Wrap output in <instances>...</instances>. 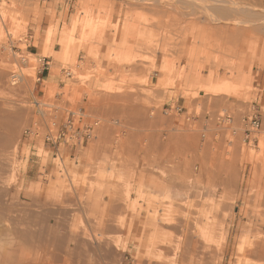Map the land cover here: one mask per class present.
I'll return each mask as SVG.
<instances>
[{"label": "rangeland", "instance_id": "obj_1", "mask_svg": "<svg viewBox=\"0 0 264 264\" xmlns=\"http://www.w3.org/2000/svg\"><path fill=\"white\" fill-rule=\"evenodd\" d=\"M224 1L228 10L219 13L215 5L222 0H0V69L8 83L11 74L21 70L26 86L22 96H0V104L5 108L22 104L27 109L11 151L0 152V167L11 166L10 181L6 179L11 192L6 198L12 200L20 190L23 204L41 205L45 193L56 192V206L74 180L84 191L83 230L88 233L86 254L91 264H145L144 243L150 234L135 230L148 216L151 228L159 214L153 208L157 200L166 204L160 214L168 212L171 202L182 206V221L187 224L182 227V257L165 254L164 264H264L251 258L259 252L264 256V0ZM37 48L38 55L52 59L54 80L36 81ZM212 70L215 76L210 80ZM94 77L110 93L135 91L136 84L151 86L142 90L144 102L158 107L171 102L182 111L169 112L168 135L133 133L127 125L94 115L84 102L86 97L90 102L100 99L89 85ZM217 101L218 109L213 106ZM230 104H237L236 110ZM253 106L262 124L245 142L243 118ZM77 109L85 111L87 122L99 121L94 135L78 145L62 142L57 151L45 137L57 132L65 116ZM103 126L110 127L109 132ZM29 127L36 129L30 138L24 133ZM74 171L81 172L75 177ZM232 171L236 178L230 183L227 176ZM174 179H181L185 189H176ZM109 186L123 190L124 196L130 194L128 202L121 198L125 202L117 215L113 212L115 218L109 215ZM164 186L167 197L162 196ZM109 216L118 220L120 232L100 235L99 221ZM75 217L72 228L78 227ZM61 218L59 214L53 226ZM190 232L197 237L190 246L194 240L201 246H196L198 254L185 256ZM171 235L174 241L180 239L179 233ZM9 237L7 223L0 224L4 250ZM106 239L111 241L108 249L115 252L112 257L106 255ZM67 247L66 259L71 260L74 242ZM31 253L26 264L35 263Z\"/></svg>", "mask_w": 264, "mask_h": 264}, {"label": "bare ground", "instance_id": "obj_2", "mask_svg": "<svg viewBox=\"0 0 264 264\" xmlns=\"http://www.w3.org/2000/svg\"><path fill=\"white\" fill-rule=\"evenodd\" d=\"M218 3H217V5H215V11H217L219 13H224L225 11L228 10L227 7L225 8V4H223V3H226L224 0H222V2H218ZM232 5H234V4H232ZM231 7H228V8H231ZM221 15H223V14H221ZM223 16H228V15L224 14ZM260 21H262V20H260ZM36 55H38V54H36ZM38 56H41V55H38ZM35 57H37V56H35ZM43 57H45V56H43ZM51 62H52V60H51ZM6 63H8V62H6ZM0 68H2V67H0ZM4 71L5 70L0 69V96L5 98L6 96L9 97L11 95L20 96L21 94L25 93L26 92V91H24L25 82H23L25 79L24 75H22V77H18L12 73L11 74V81H10V83H8L6 80V74ZM69 71H70V73H72L71 69H69L68 72ZM48 72H50V70L43 74L42 79H44V75L47 74ZM212 72H213V70H212ZM68 76H71V75H68ZM209 76H210V80H213V77L215 76L214 72H213V74L210 73ZM14 86H16V87H14ZM23 96H25V95H23ZM9 107H11V105H9ZM26 110H25V106L22 104H14V106L12 108H5V107H3V104H0V152H10L11 151L14 139L17 140V138H18L17 136L20 132L19 131L20 126L22 125L24 120H27L26 119L27 118ZM81 110L83 112H85L83 109H77L75 111L69 112L68 115L65 116L63 123H62L61 127L59 128V130L57 132L50 131L46 135V137H45L46 141L50 142L55 147V149L57 151H59V148H60V147L58 148L57 146H60L62 142H67L70 144H74L76 142L77 145L82 144L85 136L82 135V133H81L79 135V137L77 138V140L72 139L71 138V127H70V123H69V118H70V115L72 113H74L77 117H82L83 118V122H82L83 124L88 123L85 114H82ZM119 113H120V111H119ZM187 116H188V114H187ZM187 116H186V120H187ZM237 117H238V115H237ZM98 123H99V121H98ZM78 124H81V122H78ZM243 124H244V122H243ZM103 125H105V124H103ZM106 126H107V124H106ZM106 126H103L102 129L104 132L107 133V132H109L110 127L108 128ZM244 128H245V125H244ZM24 133L26 134V137L30 138L33 134L36 133V129L33 127H29V128L24 130ZM103 134H105V133H103ZM15 137H17V138H15ZM152 138H153V136H152ZM133 139H134V137L130 136V138L128 139V142L132 143ZM155 140H156V138H155ZM182 140H183V138H182ZM244 140L246 142L245 138H244ZM194 143H195V141H194ZM155 144H157V143H155ZM158 145H159V143L157 144V146ZM13 147H14V145H13ZM142 150H143V148H142ZM205 156H207V155H205ZM203 164H205V163H203ZM10 167L11 166L8 164L2 165V167H0V224L7 223V228L9 229L10 236H11V237H9L10 239L6 238L8 240L7 245H9V248H8L9 250L6 248L4 250V247H6V244H4V242L0 243L1 244L0 247H3L5 245L3 247V249L0 248V264H26V261L28 259L27 255L29 253H31V250H32L33 256L30 255V257L31 258L33 257V261L35 262L34 264H91L88 260V256H87L88 253L86 254V251H87L86 249H89L87 247V245L90 244L89 241L87 244L88 233H85L83 230L85 221H84L82 214L86 210V202L84 200V191H83L82 187L80 185L76 184L75 181L73 180L71 183V186L68 185L69 187L67 186V189H65L61 193L59 204L56 206L54 203V197L56 195V192H54V194H52L51 196H50V194L45 193L47 195L46 196L47 198L41 205H37L36 202H34L31 205L23 204L22 203V197H21L22 192L20 190H18V193L16 194L15 198H13L11 200L12 197H9V200H8L6 198V196H8L9 193L11 192V187L7 186V182H8V180L10 181V177H11L10 174L8 176V173H11ZM232 172H230V173H232V175L229 174L230 176H227L230 183L232 182V180H235V178H236L235 177L236 171H232ZM77 173H75V177L77 176ZM237 174H239V173H237ZM237 174H236V176H237ZM118 177L120 179V176H118ZM121 177H123V176H121ZM125 177L127 180L128 175ZM7 178H8V180L6 181ZM142 181H143V179H142ZM172 182H173V186L176 187V189H185L184 188L185 185L184 186L182 185L183 182L181 179L180 180L174 179ZM227 186H228V183H227ZM229 186H228V188H229ZM114 188H115V186H114ZM189 188H190V186H189ZM120 190H122V189H120ZM114 191L112 189V186H109V190L106 193L107 204L112 206V207H110V209H111L110 213L111 214L109 213V215H111L112 218L114 217V214L117 215L119 213L120 210H117V209L120 208V205L122 204L121 202L124 201L122 199L126 198L125 200H127V202H128L129 198H130V194H127L124 196L123 190L121 192H119V189H118V192H117V190H114ZM37 192L39 195V193L41 192L39 188L37 189L36 193ZM168 195L169 194L167 192V189H165V186H164V189L162 191V196L167 197ZM41 196L44 197L43 194ZM178 196H181V195H178ZM245 197H246V195H245ZM180 199L183 200L182 198H180ZM179 200H177V201H179ZM154 203H155V205L153 208H156L157 212H159V214L156 213V216L153 220V224H152L151 228H147V222L149 220V218H148L149 216H148L145 221H143V222L141 221V225L136 226L135 231L137 232V234H139L141 231L140 234L143 236L146 235L147 233L150 234L149 240H147V242L144 243L148 247L147 253L145 255V264H164L161 260V257L165 254H172L174 252L177 256L179 255L180 257H182V227H183V229H185V227H187V224L185 221L184 222L182 221V206L175 203V205L176 204L178 205V206L176 205L177 206L176 207L175 205H173V202H171L170 207L168 209V212L160 214V211L162 210V208H164L166 206L165 202L163 200H157V201H154ZM112 208H115L116 213H115V210L113 211ZM26 210H27V212L30 211V213H27ZM108 210H109V207H108ZM124 210L125 209H122L121 211L124 212ZM225 210H227V209H225ZM71 211L73 212L72 214H70ZM117 211H118V213H117ZM113 212H114V214H113ZM27 214H30V215L26 216ZM59 214H61L62 218H61L60 222H58V224L55 223L54 226H56L57 228L54 229L53 222L57 218V216L59 219ZM75 215L77 216V218L75 217V219H77V221H78V227H77L78 229L72 228V221H73ZM109 218H110V216H109ZM109 218L105 219V220H101L102 222L99 221V226L97 228H98V233H100V235L105 234L107 232H110V233L116 232L117 233V231L120 230V225L116 224V221H118V220L111 219V218L109 219ZM91 221L92 220H89L88 224L91 225ZM133 222L134 221H132V223ZM2 226L3 225H1V227ZM92 226H94V225H92ZM121 229H122V227H121ZM149 229H151V232H149L150 231ZM191 229H192V227H191ZM59 231H63L64 235H62V236L58 235ZM173 232L175 234L179 233L180 239H177L176 241H174V239L172 240L170 236H172L171 234H174ZM190 233L188 234V235H190V237L188 236V238L190 240L187 239L188 241H187L186 248H185L186 253L184 252V254H186L185 256H187L188 254L194 255V252L197 253V247L196 246L200 245V243L195 242L196 240H194V242H193L194 246H190L192 243V240L194 238V237H192L193 234L191 233L192 234L191 235ZM74 238H75V240H74ZM195 238H197V237H195ZM262 241H264V240H262ZM71 242L72 243L74 242L72 259L67 260L66 256L68 253H70L69 247H67V245H70ZM110 243H111L110 239H106L105 243H104V248H106L105 250L107 251L106 255L108 253H110L111 257H112L115 252L111 251V249L110 250L108 249V246ZM2 244H4V245L2 246ZM202 244H204V243H202ZM262 244L264 245V243H262ZM24 245H27V247L30 249L29 250L30 252L28 254H25L26 250L28 251L27 247H25L26 248L25 250H24V248L22 249V247ZM192 247H193V249H192ZM254 247H255V245H254ZM101 250H103V249H101ZM112 250H114V249H112ZM190 250L192 251L191 253H189ZM261 250H262V248H261ZM19 251L20 252L24 251L23 252L24 254H21ZM64 251L66 252L65 256L63 254ZM253 252H255V254H256L258 252V250L252 251V253ZM257 255H259V257H260V255H261L260 252H259V254H256V256ZM79 256H81V258H82L81 262L76 260V258H78ZM261 256H263V255H261ZM29 260H31V259H29ZM96 260L99 261L100 258L96 257ZM179 261H180V259H179Z\"/></svg>", "mask_w": 264, "mask_h": 264}, {"label": "crops", "instance_id": "obj_3", "mask_svg": "<svg viewBox=\"0 0 264 264\" xmlns=\"http://www.w3.org/2000/svg\"><path fill=\"white\" fill-rule=\"evenodd\" d=\"M45 27H46V21L44 20L40 27L42 32H44L43 28ZM40 42L42 43V40H40ZM39 50L40 49L37 48L35 54H38ZM106 62H107L106 60L102 61V65L104 67L107 66ZM137 73L138 70H136V75H138ZM157 75L158 74H155L154 77L152 78V83H155ZM44 79L54 80V77H51L50 72H48L46 75H44ZM95 82L97 81L96 78L94 77L92 81L89 83V85H91L93 89H96L95 94H98L100 96V99L97 101L92 100L90 102L86 97L84 100L86 104H90L91 108L94 109L93 111L94 115H98L100 118L114 121L116 124L127 125L131 128V131L133 133H138V134L150 133L153 134V136L169 134L167 128L169 127L171 120L169 118V114H167L165 110L171 109L172 103L167 102L164 103L161 107H158L155 104H149L144 102L143 99L147 98V96L144 95L142 90H146L149 88L151 89L152 88L151 86L136 84L134 87L135 91L110 93L108 91H104L101 82L100 84L99 82H97L98 83L97 85L95 84ZM157 93L162 94L161 91H158ZM150 100H152L153 102V99ZM220 105L221 104H219V101H217L216 104H213V106L216 109H218ZM236 107L237 104H230V109L236 110ZM210 116L211 115L208 113L206 115L207 119H209ZM36 164L39 165L40 161L37 160ZM74 172L75 173L78 172L77 174H80L81 171H74ZM137 219L138 217H135L134 221H136ZM260 257L251 255V258L258 259L260 262H263L264 256L263 257L260 256Z\"/></svg>", "mask_w": 264, "mask_h": 264}, {"label": "built area", "instance_id": "obj_4", "mask_svg": "<svg viewBox=\"0 0 264 264\" xmlns=\"http://www.w3.org/2000/svg\"><path fill=\"white\" fill-rule=\"evenodd\" d=\"M36 61L39 65L36 81L38 83H41L43 81V79H42L43 74L50 70L51 58L47 57V56H45V57L37 56ZM67 73H68V75H71L70 71ZM13 74L18 76V77H22L21 70L19 72H13ZM173 109L175 111H177L178 113L182 111V107L173 106V107H171V109H166L165 112L167 114H169V112H171ZM81 112H82V114H84V112L82 110H81ZM225 118L228 121H232L230 116H226ZM219 119L221 120V117ZM78 122L82 123L83 118L77 117L74 113H72L70 115V118H69V123H70V127H71V138L74 140H77L79 135L82 133V135L85 136L87 141L90 140L94 135L95 126L98 125V121H92V122L85 123L82 125V127H80ZM243 122L245 125V131H244L245 139L247 141V140L252 139V135L256 133V131L261 127V124H262V119L259 116L258 111L255 109V106H253V112L251 114L244 116ZM74 144L77 145L76 142Z\"/></svg>", "mask_w": 264, "mask_h": 264}]
</instances>
